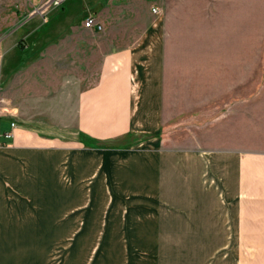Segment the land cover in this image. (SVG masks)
Instances as JSON below:
<instances>
[{
	"label": "crops",
	"instance_id": "crops-1",
	"mask_svg": "<svg viewBox=\"0 0 264 264\" xmlns=\"http://www.w3.org/2000/svg\"><path fill=\"white\" fill-rule=\"evenodd\" d=\"M173 1L68 0L45 14H35L42 0H0V48L6 71H23L25 81L23 92L18 89L23 111L14 106L9 118H0L11 121L5 132L0 124V138L3 134L6 139L0 140V170L7 169L5 174L19 184V190L30 198L41 193L42 204L46 203V190L59 184L61 177L68 175L72 183L92 182L98 158L107 161L110 177L122 168L127 173L125 161L136 154V147L161 134L167 72L175 55L174 22L180 20V34L186 28L184 16H173V7H182L184 1ZM220 1L212 0L217 6ZM227 1L230 16H238L249 32L256 0ZM178 9L176 14L181 15L183 10ZM90 17L104 33L85 27ZM212 30L219 39L215 23ZM105 38L110 42L102 48L98 79L89 84L76 59L70 65L64 60L42 62L65 46H72L76 57L91 58L97 40ZM259 55L264 57V48ZM66 71L74 73L71 78L64 75ZM261 124L256 132L260 142L253 143V134L245 129L243 145H221L213 138L211 144L186 148L179 164L180 207L121 211L116 214L121 226L129 225L116 231L133 238L137 225L146 227L156 233L158 246L204 251L212 264H264V118ZM8 133L13 137L8 138ZM178 163L171 160L169 169ZM14 174H19L18 181H12ZM34 183L41 185L38 192ZM10 206H0V230L33 231L31 218L36 212L31 206L24 220ZM46 211H41L42 217Z\"/></svg>",
	"mask_w": 264,
	"mask_h": 264
},
{
	"label": "rangeland",
	"instance_id": "rangeland-1",
	"mask_svg": "<svg viewBox=\"0 0 264 264\" xmlns=\"http://www.w3.org/2000/svg\"><path fill=\"white\" fill-rule=\"evenodd\" d=\"M183 1L182 7H173V16H184L186 28L180 34V20L174 22L178 28L174 30L175 55L167 72L161 134L136 147V154L125 161L127 173L122 168L110 177L107 161L98 158L92 182L72 183L67 175L61 177L59 184L45 192L47 202L43 204L41 193L39 198L33 197L38 183H34L30 198L29 193L18 189L19 184L9 180L4 172L7 169L1 168L0 206L11 205L22 220L28 218L24 214L30 206L36 213L31 218L33 231L0 230V264H212L204 251L158 246L156 233L146 227L137 225L133 238L116 231L129 225L121 226L116 215L121 211L127 214L138 208L180 207L183 184L179 164L186 148L197 149L202 142L211 144L213 138L221 145H243L245 129L253 134V143L261 141L256 132L264 118V57L259 55L264 48V1H253L249 32L238 16H230L227 0H221L219 6L212 0ZM176 8L183 10L181 15L176 14ZM213 22L219 39L214 38ZM109 42L98 39L91 58L83 54L76 57L71 52L73 47L65 46L50 51L42 62L64 60L70 65L76 59L82 63V78L89 84L98 79L102 48ZM5 64L4 58L0 62V118H9L14 106L23 111L24 98L18 89L23 92L24 72L9 73ZM73 74L64 73L69 78ZM0 124L3 132L11 128L8 119ZM2 136L0 140L6 141ZM171 160L179 163L170 170ZM18 176L14 174L12 181H18ZM41 211H46L44 217ZM42 219L46 224L42 225ZM39 228L48 231L40 232Z\"/></svg>",
	"mask_w": 264,
	"mask_h": 264
},
{
	"label": "built area",
	"instance_id": "built-area-1",
	"mask_svg": "<svg viewBox=\"0 0 264 264\" xmlns=\"http://www.w3.org/2000/svg\"><path fill=\"white\" fill-rule=\"evenodd\" d=\"M68 0H42L41 5L35 9L34 13L35 14H45L46 12H48L50 9L52 8H56V7H60L61 5H63L65 2H67ZM158 10L154 9V13H157ZM85 27L89 28V29H93V28H97L99 31L103 30V27L97 23L96 18L94 17H90L86 22H85ZM4 58V54L0 48V62L2 61V59ZM12 128L15 129L16 128V124L12 123ZM8 138L13 137L12 133H8L7 134Z\"/></svg>",
	"mask_w": 264,
	"mask_h": 264
},
{
	"label": "bare ground",
	"instance_id": "bare-ground-1",
	"mask_svg": "<svg viewBox=\"0 0 264 264\" xmlns=\"http://www.w3.org/2000/svg\"><path fill=\"white\" fill-rule=\"evenodd\" d=\"M136 166V165H135ZM52 167H53V165H52ZM78 168V167H77ZM76 168V169H77ZM41 169V168H40ZM43 169V168H42ZM57 170V169H56ZM42 171V170H41ZM127 171V170H126ZM76 172H77V170H76ZM77 174H79V172L77 173ZM76 174V175H77ZM39 175V174H38ZM59 175V174H58ZM68 176V175H67ZM50 177H51V175H50ZM58 177V176H57ZM78 177V176H77ZM76 178V177H75ZM52 179V178H51ZM40 181V180H39ZM48 181V180H47ZM56 181H57V178H56ZM57 183V182H56ZM43 184V183H42ZM58 184V183H57ZM40 185V184H39ZM41 186V185H40ZM38 188H39V186H38ZM43 189V188H42ZM44 190V189H43ZM47 191V190H46ZM47 202V201H46ZM49 203V202H48ZM40 229V228H39ZM41 231V230H40ZM47 231V230H46Z\"/></svg>",
	"mask_w": 264,
	"mask_h": 264
}]
</instances>
